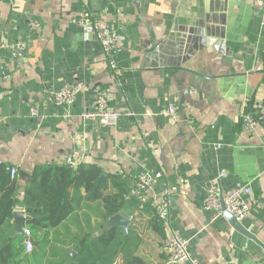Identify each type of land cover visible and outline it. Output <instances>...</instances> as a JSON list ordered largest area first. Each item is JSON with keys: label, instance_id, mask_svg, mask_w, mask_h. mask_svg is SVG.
<instances>
[{"label": "crops", "instance_id": "0c3cea01", "mask_svg": "<svg viewBox=\"0 0 264 264\" xmlns=\"http://www.w3.org/2000/svg\"><path fill=\"white\" fill-rule=\"evenodd\" d=\"M263 9L264 0H0V163L18 169V199L40 165L69 157L76 166L96 165L100 181L114 174L127 182L119 213L131 224L117 227L127 233L134 222L143 256L169 264L164 240L139 210L145 195L137 179L148 174L152 194L168 205L166 237L189 240L191 261L180 264H264L263 246L204 206L221 173L223 191L250 187L241 222L264 243V122L249 134L242 121L264 103ZM83 10L124 36L117 70L101 43L71 21ZM19 41L22 65L13 55ZM77 83L85 86L75 102L57 105L55 93ZM97 87L121 113L117 126L82 117ZM22 170L27 182H19ZM103 212L101 199H82L61 225L32 236L27 214L33 250L43 251L36 264H56L63 253L53 249L75 256L80 237L105 229ZM14 236L30 254L26 237Z\"/></svg>", "mask_w": 264, "mask_h": 264}, {"label": "trees", "instance_id": "16d2710c", "mask_svg": "<svg viewBox=\"0 0 264 264\" xmlns=\"http://www.w3.org/2000/svg\"><path fill=\"white\" fill-rule=\"evenodd\" d=\"M101 174L96 165L72 167L66 162L40 165L19 200V185L17 178L11 177V166L0 163V264H23L30 258L21 240L13 236V217L18 205L30 216L32 236L34 231L61 225L75 212L82 199L102 200L104 223L100 226L105 229L95 237H80L75 256L69 255L70 251L51 250L53 256L63 253L56 264H117L119 260L121 264H151L141 253L143 237L134 222L127 233L117 226L107 228V220L124 208L128 190L127 182L119 175H109L105 181H99ZM83 189L86 190L85 197L80 196ZM139 210L150 215L152 229L165 240V221L150 202H141ZM28 239L32 241L30 236Z\"/></svg>", "mask_w": 264, "mask_h": 264}, {"label": "built area", "instance_id": "2783aa9c", "mask_svg": "<svg viewBox=\"0 0 264 264\" xmlns=\"http://www.w3.org/2000/svg\"><path fill=\"white\" fill-rule=\"evenodd\" d=\"M71 21L80 26L87 37L96 38L102 45L103 51L107 57L109 67L112 70H117L118 65L114 59V56L124 40V36L117 30L113 29L109 25L102 24L96 19L89 10H83ZM264 25V9H263V21ZM32 27H36V23L31 24ZM25 44L21 41L17 42L14 46L13 55L15 57L17 65L23 63V50ZM85 85L77 83L75 85L66 84L54 95V101L57 105H71L75 102L79 93L82 91ZM109 92L106 89L97 87L95 88V98L93 106L82 113V117L85 119L95 120L98 123L105 126H117L120 121L121 113L113 110L110 107ZM177 106L171 105L169 111L176 113ZM34 114L36 111L33 112ZM242 121L244 130L253 134L258 125L264 122V103L258 102L256 110L253 112L244 111L242 114ZM75 157H69L66 163L72 167H76ZM18 175V169L16 167L11 168V177L15 178ZM226 176V173H221L216 177L215 183L213 182L206 195L205 209L212 211L214 217H219L224 214L225 211L231 213L237 220L242 221L250 211V205L247 201V196L251 194V189L248 186L238 187L228 191H223L220 187L219 181L221 177ZM137 183L139 188L144 193L142 202H150L155 208L158 216L165 222L168 220V205L163 200L152 194L154 189V179L148 174H141L138 176ZM29 235V234H28ZM25 247L28 252L33 249V243L29 239L25 241ZM163 250L168 256L169 264H180L186 261H191L189 252V240L182 237L178 233H172L164 240Z\"/></svg>", "mask_w": 264, "mask_h": 264}, {"label": "water", "instance_id": "95a60500", "mask_svg": "<svg viewBox=\"0 0 264 264\" xmlns=\"http://www.w3.org/2000/svg\"><path fill=\"white\" fill-rule=\"evenodd\" d=\"M30 177V173L26 172V171H20L19 172V182H27L28 179ZM104 178V175H101L99 177V181L101 179ZM225 217L227 218V220L229 221V223L240 233H242L243 235L247 236L250 239H253L254 241H256L257 243H259L261 246L264 247V243H262L255 234H253L252 232H250L248 229L245 228V226L242 224L241 221L237 220L235 216H233L231 213L225 211L224 212ZM28 215L21 210H17L14 212V223H15V227H14V231H13V236L14 235H23L26 237V239L29 238L28 235V231L26 228V221L28 220ZM109 224V225H108ZM131 224V220L124 216L121 213H117L113 216H111L108 220H107V225L106 226H119L122 229H127L128 226Z\"/></svg>", "mask_w": 264, "mask_h": 264}, {"label": "rangeland", "instance_id": "374dc122", "mask_svg": "<svg viewBox=\"0 0 264 264\" xmlns=\"http://www.w3.org/2000/svg\"><path fill=\"white\" fill-rule=\"evenodd\" d=\"M33 249H34V245H33ZM33 249L31 250V253H30V261L32 262L31 264H36L37 263V261L35 260L36 257L40 256V254L43 253V251H38L36 254ZM25 264H27V263H25Z\"/></svg>", "mask_w": 264, "mask_h": 264}]
</instances>
